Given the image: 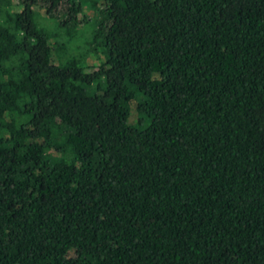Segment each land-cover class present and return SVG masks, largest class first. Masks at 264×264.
I'll return each mask as SVG.
<instances>
[{"label": "trees", "instance_id": "trees-1", "mask_svg": "<svg viewBox=\"0 0 264 264\" xmlns=\"http://www.w3.org/2000/svg\"><path fill=\"white\" fill-rule=\"evenodd\" d=\"M0 264H264V0H0Z\"/></svg>", "mask_w": 264, "mask_h": 264}, {"label": "rangeland", "instance_id": "rangeland-1", "mask_svg": "<svg viewBox=\"0 0 264 264\" xmlns=\"http://www.w3.org/2000/svg\"><path fill=\"white\" fill-rule=\"evenodd\" d=\"M35 20L37 21V23H38V22H40V23H41V21H42V22L44 21V20H43V19H41V18L39 19V17H38V16H36ZM38 24H39V23H38ZM91 60H92V57H88V59H87L88 63H89V62H91Z\"/></svg>", "mask_w": 264, "mask_h": 264}]
</instances>
